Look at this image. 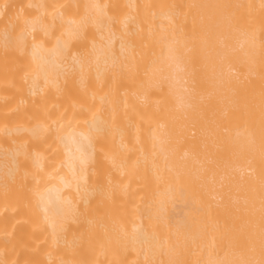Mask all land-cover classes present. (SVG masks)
I'll return each instance as SVG.
<instances>
[{
	"label": "bare ground",
	"instance_id": "1",
	"mask_svg": "<svg viewBox=\"0 0 264 264\" xmlns=\"http://www.w3.org/2000/svg\"><path fill=\"white\" fill-rule=\"evenodd\" d=\"M0 264H264V0H0Z\"/></svg>",
	"mask_w": 264,
	"mask_h": 264
}]
</instances>
